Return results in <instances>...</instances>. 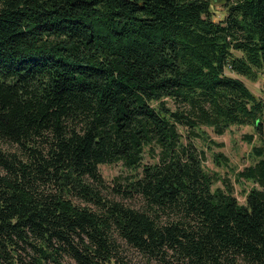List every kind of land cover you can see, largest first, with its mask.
Segmentation results:
<instances>
[{"label": "trees", "instance_id": "obj_1", "mask_svg": "<svg viewBox=\"0 0 264 264\" xmlns=\"http://www.w3.org/2000/svg\"><path fill=\"white\" fill-rule=\"evenodd\" d=\"M221 1L0 0V264H264V0ZM247 124L239 204L192 140Z\"/></svg>", "mask_w": 264, "mask_h": 264}, {"label": "rangeland", "instance_id": "obj_2", "mask_svg": "<svg viewBox=\"0 0 264 264\" xmlns=\"http://www.w3.org/2000/svg\"><path fill=\"white\" fill-rule=\"evenodd\" d=\"M222 7L221 0H213L210 8L213 12V20L222 19L224 17L225 10ZM225 73L239 78L250 89L252 94L261 96L260 92L264 84V78L261 74H258L255 80H250L246 77L236 75L227 69H225ZM201 130L207 135V138H194L192 143L198 150H203L204 152L205 160L202 163L203 170L216 173L221 179L212 186V189L223 187V184L226 182L232 186V193L237 202L239 204H244L247 192H249L255 184L249 180L238 178L237 172L254 162L253 156L250 155L251 147L259 144L258 142L260 141V135L259 132L256 131L255 125H231L222 135L214 134L209 127H202ZM261 130L262 136H264V126ZM246 133L252 135V140L250 142L243 138ZM216 144H221V146ZM221 155L225 157L226 160H222L220 157ZM141 160L142 165L154 162V159L148 155L147 147L145 148L143 159ZM141 168L142 166L135 170H131L121 163L101 164L99 165V174L103 176L108 185H113L112 179L115 176L128 175L132 172L140 174ZM125 202L129 204L138 203V201L128 199H125Z\"/></svg>", "mask_w": 264, "mask_h": 264}]
</instances>
